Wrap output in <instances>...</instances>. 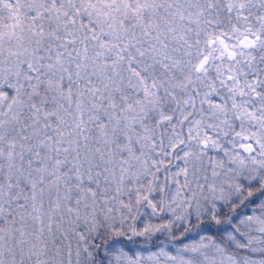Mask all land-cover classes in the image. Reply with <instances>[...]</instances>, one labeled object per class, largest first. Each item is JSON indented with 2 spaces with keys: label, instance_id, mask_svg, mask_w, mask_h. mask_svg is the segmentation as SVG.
<instances>
[{
  "label": "snow or ice",
  "instance_id": "1",
  "mask_svg": "<svg viewBox=\"0 0 264 264\" xmlns=\"http://www.w3.org/2000/svg\"><path fill=\"white\" fill-rule=\"evenodd\" d=\"M0 264H264V0H0Z\"/></svg>",
  "mask_w": 264,
  "mask_h": 264
}]
</instances>
